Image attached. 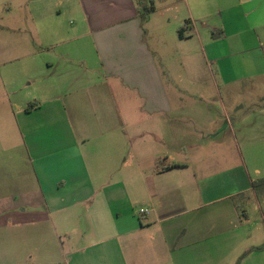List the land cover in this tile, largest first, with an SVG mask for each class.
I'll return each mask as SVG.
<instances>
[{
	"label": "crops",
	"instance_id": "obj_1",
	"mask_svg": "<svg viewBox=\"0 0 264 264\" xmlns=\"http://www.w3.org/2000/svg\"><path fill=\"white\" fill-rule=\"evenodd\" d=\"M161 1L157 21L156 0H0V143L7 125L20 142L25 134L46 207L0 211V264H264V200L252 188L264 177V118L252 132L240 119L237 134L224 109L223 131L203 100L183 99L178 78L182 69L198 77L195 44L210 63L225 59L214 49L221 38L247 33L239 78L264 76V0ZM64 13L75 18L74 43L56 51L49 37L60 36ZM24 27L34 28L25 40ZM43 44L56 64L41 67ZM20 114L42 125L24 133ZM237 136L263 142L239 156L208 148ZM124 168L128 178L114 180ZM4 185L0 204H15ZM253 200L259 212L242 217Z\"/></svg>",
	"mask_w": 264,
	"mask_h": 264
},
{
	"label": "rangeland",
	"instance_id": "obj_2",
	"mask_svg": "<svg viewBox=\"0 0 264 264\" xmlns=\"http://www.w3.org/2000/svg\"><path fill=\"white\" fill-rule=\"evenodd\" d=\"M146 1L149 2V0ZM156 4L158 7V12L153 16V19L160 21L163 19L164 8L161 7L163 3L161 0H156ZM141 11L144 16H148V13L144 11L143 8H141ZM233 14L234 16L236 15L235 18L237 17L236 23L238 28L246 26V21H244L240 11H233ZM63 18V23L61 25L62 27L57 29L59 30L60 36L53 35L52 38L49 37V39L52 41L51 43L58 42L56 45V51L67 50L70 47L69 43L71 42L72 45L74 43V40H71L70 38L73 36L75 18L68 13H64ZM229 28L230 27H228V29ZM31 31L34 35V28L28 29L24 27L22 29L21 35L24 40L25 38L29 39ZM245 35H248V33ZM245 35L236 37L232 36L226 40L221 38L222 40L215 44L214 49L217 51V56L225 57V59H220L218 61L210 59V63L204 60V54L202 52L201 46L195 44L194 53L197 54L196 67L200 70L198 77L196 78L190 76L184 69L181 70L182 74L178 77L180 82L189 88V91H183V93H181L183 99H185L186 102H198L199 100H203L201 107L202 105L204 106L202 111L204 110L205 116L217 119L223 118L224 122L222 121L223 124L220 126L222 127L223 131L230 132L229 126L227 124L228 120L225 119L223 114L224 109H226L227 113L229 114L231 128H233L237 134L240 131V119H245L246 121L245 124L247 129L245 131L252 132V119L254 117L264 118V113L259 112L260 108L259 105H257L259 103L264 104V76L254 77L252 79L239 78L243 63L249 62V60L245 59V57H247L249 54L245 53L242 42V37ZM60 39H63V41H58ZM45 40L47 41L48 39ZM44 45L45 44H43V46ZM262 46L263 53L259 52V54L261 55L262 59L261 65H264V40H262ZM39 48L40 51L37 58H41V67H46L48 63L56 62V59L54 58V50L47 49L48 47L46 46H44V49L42 50V46ZM32 62L34 63V60ZM22 69L24 71L26 68L23 67ZM221 69L222 72L225 70L230 71L231 75H223L221 73ZM165 75L166 78H168L166 71ZM197 84L203 85L207 97H195L199 96L198 94H201L195 92L194 90V86ZM31 88L34 89V84ZM119 97V102L121 104L125 98L122 96L121 92ZM117 109L118 107L115 110L117 111ZM119 109H121V107ZM193 110L195 109L189 108L188 112H193ZM200 110L201 108L197 114L201 115ZM7 118L8 120H11L10 113L7 114ZM15 119L21 121L20 125L22 126L24 133L27 132V130L34 129V124L37 126L42 125L40 117L34 118V116L20 114ZM58 129V126H54L50 129V131L52 133L56 132ZM6 131V141L5 143H0V147L1 145L5 144L7 149L5 156L1 157V159H3L2 164L5 166V172L0 174V181L5 184L2 191L6 197L16 195L17 202L15 204H0V211H5L7 213H18L23 209H26L27 213L46 211L43 196L34 182L35 179L31 163L32 158L29 155L27 149V139L25 134L23 136V141L20 142L18 132L16 134L12 133L11 126L7 125ZM258 142L263 141H243L237 136L234 138L231 137L229 140L225 141V146H220L215 143V145L209 144L208 148L210 151H214L218 154L230 153L232 155L239 156L240 149L243 150V154L245 155L248 149H252L251 151H253V149H255L254 145ZM249 144H251V146H248ZM261 147L262 146H260V148L257 147V149H263V147ZM206 148L207 145L204 146V149ZM128 174L129 172L126 168L112 173L114 180H126L128 178ZM258 197L260 200H263L261 193ZM125 207L127 208L128 205ZM253 207H256V210L254 211L259 212L258 203L254 200L250 202V205L247 204L245 209L246 211L251 212ZM141 208L143 207H138V210Z\"/></svg>",
	"mask_w": 264,
	"mask_h": 264
},
{
	"label": "trees",
	"instance_id": "obj_3",
	"mask_svg": "<svg viewBox=\"0 0 264 264\" xmlns=\"http://www.w3.org/2000/svg\"><path fill=\"white\" fill-rule=\"evenodd\" d=\"M152 8H150L149 10H151ZM183 28H180L179 29V33L181 35V32H182ZM175 165H171L169 167L170 168H173ZM252 188L253 190L257 193V195L259 196V194L261 193L262 197H263V200H264V177L262 178H258V179H254L252 181ZM260 191V192H259ZM240 211L242 212V217L246 216V213H245V209L243 210L242 208H240Z\"/></svg>",
	"mask_w": 264,
	"mask_h": 264
}]
</instances>
